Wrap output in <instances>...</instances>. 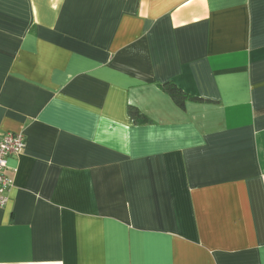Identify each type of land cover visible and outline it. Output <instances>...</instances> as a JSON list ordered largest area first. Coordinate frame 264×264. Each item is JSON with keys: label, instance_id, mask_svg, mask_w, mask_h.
Here are the masks:
<instances>
[{"label": "crops", "instance_id": "0c3cea01", "mask_svg": "<svg viewBox=\"0 0 264 264\" xmlns=\"http://www.w3.org/2000/svg\"><path fill=\"white\" fill-rule=\"evenodd\" d=\"M9 132L0 264H264V0H0Z\"/></svg>", "mask_w": 264, "mask_h": 264}, {"label": "built area", "instance_id": "2783aa9c", "mask_svg": "<svg viewBox=\"0 0 264 264\" xmlns=\"http://www.w3.org/2000/svg\"><path fill=\"white\" fill-rule=\"evenodd\" d=\"M27 146L23 133L0 134V207H5L9 202L11 183L5 175L8 169V159L20 154Z\"/></svg>", "mask_w": 264, "mask_h": 264}, {"label": "trees", "instance_id": "16d2710c", "mask_svg": "<svg viewBox=\"0 0 264 264\" xmlns=\"http://www.w3.org/2000/svg\"><path fill=\"white\" fill-rule=\"evenodd\" d=\"M160 87L170 95L174 102L181 108H185L187 102H203L204 99L190 95L176 86L174 83L168 82L160 85ZM129 117L135 125H150L153 121L143 114L137 107L129 108Z\"/></svg>", "mask_w": 264, "mask_h": 264}]
</instances>
